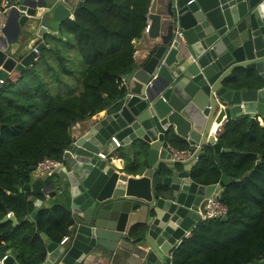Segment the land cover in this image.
<instances>
[{"label":"water","instance_id":"95a60500","mask_svg":"<svg viewBox=\"0 0 264 264\" xmlns=\"http://www.w3.org/2000/svg\"><path fill=\"white\" fill-rule=\"evenodd\" d=\"M72 1L16 0L6 22L13 20V33L0 28V80L32 66L44 48H53L43 39L60 37L59 25L74 20ZM146 18L152 42L121 76L125 95L120 104L83 128L63 164L47 174L56 175L75 219L66 244L43 235L41 264L110 261L127 254L124 244L135 247L128 249L125 264H169L168 252L201 220L199 211L216 186L249 173L240 179L222 175L218 184L207 186L192 178L205 145L212 146L215 159L238 152L221 148L208 135L212 124L242 115L259 116L264 123V86L233 88L239 70L256 71L264 79V0H152ZM169 133L197 145L196 155L172 160ZM112 138L127 152L133 143L147 146L148 166L140 177L121 173L111 155L98 156L101 149H115ZM49 206L37 204L28 219ZM140 211L145 219L139 221L134 213ZM9 219L16 224L13 216L0 222ZM17 256L14 249L0 251L2 264H21Z\"/></svg>","mask_w":264,"mask_h":264},{"label":"trees","instance_id":"16d2710c","mask_svg":"<svg viewBox=\"0 0 264 264\" xmlns=\"http://www.w3.org/2000/svg\"><path fill=\"white\" fill-rule=\"evenodd\" d=\"M150 1L85 0L75 9L74 20L61 25L65 40L51 37L54 48L41 50L37 62L13 70L0 83V219L12 213L16 221L0 222V251L21 250V264L43 262L41 231L56 233V238H48L59 243L72 224L60 204L40 208L33 221L28 219L36 208L30 199H45L23 186L31 185L39 161L61 160L74 141L75 123L120 104L125 95L121 76L135 65L133 41L146 26ZM263 85L264 79L252 71H237L233 81L235 89ZM166 140L179 152L194 150L173 133ZM216 141L238 152L221 153L215 161L212 146L205 145L192 171L195 182L207 186L218 184L222 175L240 179L249 173L221 188L219 201L226 214L198 221L171 250L169 264L264 260V125L246 115L227 119ZM117 151L125 173L136 174L140 159L147 164L145 144L133 143L130 152L122 147Z\"/></svg>","mask_w":264,"mask_h":264},{"label":"crops","instance_id":"0c3cea01","mask_svg":"<svg viewBox=\"0 0 264 264\" xmlns=\"http://www.w3.org/2000/svg\"><path fill=\"white\" fill-rule=\"evenodd\" d=\"M85 1V0H84ZM84 1H82L81 2V0H73L72 1V5H71V11H72V13H73V15H74V11H75V9L78 7V6H82V4H83V2ZM6 3V5L8 6V8H11L14 4H15V2H16V0H4L2 3ZM13 3V4H10L9 5V3ZM151 3H152V0L150 1V5H151ZM150 5H149V8H150ZM149 8H148V10H149ZM9 16V15H8ZM146 20H147V18H146ZM13 21V20H12ZM12 21H10L9 23H8V25L6 26V24H5V26H6V31L8 32V33H10V34H12L13 33V27H14V23L12 22ZM66 21H69V19H67V20H65L64 22H66ZM6 22H8V21H6ZM64 22H63V24H64ZM148 25V29H149V21L147 20L146 21V26ZM145 26V27H146ZM62 26L61 25H59V32L57 33V35H59L60 37H56L55 36V38H64V40L66 39L65 38V36L62 34V32H61V30H60V28H61ZM148 29H147V31H145V28H144V30H143V32H142V35L138 38V39H135L134 41H133V44H134V53H133V58H134V62H137L139 59H141L142 57H144V55L146 54V52H147V47L149 46V44L152 42L149 38H148V35H147V32H148ZM49 37V38H48ZM50 40V41H49ZM53 39L51 38V36H46V38H44L43 39V42H44V44H46V46L47 45H51L53 48H54V45H53V43H54V40L52 41ZM45 49V48H44ZM49 49V48H48ZM135 64V63H134ZM243 71H247V70H244L243 69ZM250 72V71H249ZM252 72H254V73H257L256 71H252ZM258 75H259V73H257ZM264 86V85H263ZM263 86H261V87H263ZM260 87V88H261ZM103 114H104V111H102V112H100V113H98V114H96V115H94V116H92L90 119H88V120H85V121H82V122H77V123H75L72 127H71V136H72V138H73V140H75L77 137H78V135H79V133L82 131V129L83 128H85V127H87L88 125H90L91 123H93L95 120H98L99 118H101L102 116H103ZM254 120H256L258 123H259V125L260 126H263L264 125V123L262 122V120L260 119V117L259 116H257ZM225 121H226V119H223V120H221L219 123H215V124H212V127H213V125H216V126H218L219 124H221L220 126L222 127L223 126V124L225 123ZM220 127V128H221ZM212 129V128H211ZM210 129V130H211ZM191 146H192V142L191 141H189V140H187V139H185ZM172 148V147H171ZM119 149V148H118ZM118 149H115V150H112L111 151V153H110V155L113 157V164L117 167V168H122L123 169V167H124V159H121V158H114L115 156H117V153H118ZM175 150V149H174ZM99 152H103V153H105V151H104V149H101ZM230 152V151H229ZM224 153V152H223ZM221 154V153H220ZM220 154L218 155V159H219V156H220ZM218 159H215V157H214V160L215 161H217ZM199 165V160H198V164H197V166ZM147 164L145 165L144 163H143V161L140 159V162H139V166H138V168H136L137 170H136V174H128V173H125V172H123V171H121V173H124V174H126L127 176H133V177H140L141 176V174L143 173V171L147 168ZM196 166V167H197ZM121 169V170H122ZM135 169V168H134ZM139 172V173H138ZM31 176H32V174H31ZM32 179H33V181L31 182V185H30V191H33V192H37V193H40V194H42V196H44V199H45V201H47L50 205L51 204H60V205H62V206H64L65 208H66V211L69 213V215L71 216V217H73V219H75V217H74V215L72 214V212H71V210H70V202H69V197L66 195V193H64V192H61L60 190V188L57 186V178H56V175H53V176H49V175H45V176H43V177H39V178H34L33 176H32ZM221 191V187L220 186H216V188H215V190H214V192L215 193H219ZM61 192V193H60ZM31 200V199H30ZM34 205L35 206H37V204H40L42 201H36L35 199H34ZM139 211V210H138ZM134 214H136L137 215V220H144L145 219V211H140L139 212V214H138V212H136V213H134ZM40 234V236H41V239H42V242L43 243H45V240H44V238H43V235H45L47 238H48V236L51 238V239H54V238H56L57 237V234L56 233H53V234H51L50 235V233H49V235L48 234H46L45 232H40L39 233ZM188 234V233H187ZM186 234V235H187ZM66 235H70V228L68 229V230H66V233H65V235L64 236H66ZM63 236V237H64ZM62 237V238H63ZM61 238V239H62ZM49 239V238H48ZM51 239H49V240H51ZM67 243V242H66ZM66 243H64V244H66ZM180 243V241H177L176 242V244L175 245H173V247H172V249L174 248V247H176L178 244ZM59 244H60V242H59ZM45 246V245H44ZM124 247H125V249H127L126 251H127V254H129L128 253V249H134L135 247L134 246H132L131 244H124ZM171 249V250H172ZM171 250L168 252V254H167V256L168 257H170V254H171ZM15 251L17 252V254H18V256H17V261H18V257H19V253L20 252H22L21 250H16L15 249ZM125 252H121L119 255H114L113 256V258L109 261V260H102V261H100L101 259H96V260H93V261H91V262H89V263H86V264H125L126 263V258H127V254H124Z\"/></svg>","mask_w":264,"mask_h":264},{"label":"built area","instance_id":"2783aa9c","mask_svg":"<svg viewBox=\"0 0 264 264\" xmlns=\"http://www.w3.org/2000/svg\"><path fill=\"white\" fill-rule=\"evenodd\" d=\"M11 8H8L5 2L2 3V5L0 6V28L5 27L8 14ZM147 29H148V25L145 27V31H147ZM178 34L180 35L179 32ZM2 81L3 80H0V83H2ZM220 125L221 124L216 126L215 130L213 131L210 130L208 133V135L212 136L215 140H217V136L222 130V127ZM112 140L115 144V149L120 148L121 146L120 143L115 138H112ZM192 147L194 148L192 152L191 151L179 152L176 149L174 150V148L170 147L172 150L171 159L174 161H186L188 159L193 158L196 155L195 150L197 149L198 146L193 144ZM67 151L68 150L65 151L61 160L44 158L41 161H39L32 170V176L34 178L43 177L47 175L52 169L62 165L63 161L66 159ZM110 153L99 152L98 156L102 159H108V157L110 156ZM111 159H113V157ZM226 212H227L226 206L219 201V193L212 192L211 195L205 199L204 206L202 210L199 212V215H200L201 220H208V219H216V218L222 217L226 214ZM10 216H12V213L6 214L7 218H9ZM68 240H69V236L66 235L60 240V244L63 245L64 243L68 242ZM0 264H2V259H0Z\"/></svg>","mask_w":264,"mask_h":264},{"label":"bare ground","instance_id":"6f19581e","mask_svg":"<svg viewBox=\"0 0 264 264\" xmlns=\"http://www.w3.org/2000/svg\"><path fill=\"white\" fill-rule=\"evenodd\" d=\"M215 129H216V125H213V127H212L211 130L213 131V130H215ZM114 264H115V263H114Z\"/></svg>","mask_w":264,"mask_h":264},{"label":"rangeland","instance_id":"374dc122","mask_svg":"<svg viewBox=\"0 0 264 264\" xmlns=\"http://www.w3.org/2000/svg\"><path fill=\"white\" fill-rule=\"evenodd\" d=\"M10 4H13V3L10 2L9 5H10ZM60 30H61V29H60ZM70 218H71V216H70Z\"/></svg>","mask_w":264,"mask_h":264},{"label":"clouds","instance_id":"9594fccd","mask_svg":"<svg viewBox=\"0 0 264 264\" xmlns=\"http://www.w3.org/2000/svg\"><path fill=\"white\" fill-rule=\"evenodd\" d=\"M214 192V191H213Z\"/></svg>","mask_w":264,"mask_h":264},{"label":"flooded vegetation","instance_id":"af4514ba","mask_svg":"<svg viewBox=\"0 0 264 264\" xmlns=\"http://www.w3.org/2000/svg\"><path fill=\"white\" fill-rule=\"evenodd\" d=\"M200 212V211H199Z\"/></svg>","mask_w":264,"mask_h":264}]
</instances>
